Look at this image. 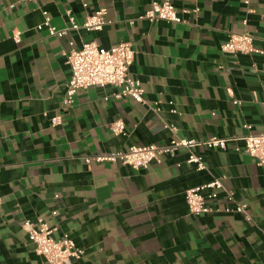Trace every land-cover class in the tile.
<instances>
[{"label":"crops","instance_id":"crops-1","mask_svg":"<svg viewBox=\"0 0 264 264\" xmlns=\"http://www.w3.org/2000/svg\"><path fill=\"white\" fill-rule=\"evenodd\" d=\"M154 1L162 0H0V264H48L24 228L39 220L56 229L55 239L69 235L84 251L71 264H264V166L235 150L247 136L264 135V0H172L180 24L142 19ZM100 11L109 23L99 32L57 39L37 30L44 12L66 29L70 16L81 26ZM241 34L259 53L222 51ZM70 40L78 48L130 43V75L143 84L147 105L95 87L64 106ZM56 116L62 123L54 127ZM119 120L127 136L112 132ZM211 137L228 147L191 150L206 171L187 163V149L147 169L85 162ZM222 176L251 221L190 214L186 192ZM224 198L215 209L226 206Z\"/></svg>","mask_w":264,"mask_h":264},{"label":"built area","instance_id":"built-area-1","mask_svg":"<svg viewBox=\"0 0 264 264\" xmlns=\"http://www.w3.org/2000/svg\"><path fill=\"white\" fill-rule=\"evenodd\" d=\"M34 2L35 0H26ZM249 6L250 1L244 0ZM87 7L86 4H84ZM252 11L249 9V13ZM70 16V13H68ZM45 21L37 27L38 31L47 29L51 37L57 39H67L71 32L84 30L88 33L102 31L107 25V12L100 11L88 16L83 25H78L75 19L70 16V26L66 29H58L51 25V19L47 12L43 13ZM142 19L151 22L164 21L168 23L180 24L183 19L180 12L173 6L172 0L154 1L150 9ZM14 40L20 43V36L16 35ZM70 50L66 53V64L71 71V78L64 98V106H71L74 98L80 91L91 88L114 87L116 92L112 97L116 100L131 99L142 105H147L145 99L146 91L140 80L130 75V69L135 60V52L130 43H119L110 49L101 48L94 42H85L80 48L74 41H69ZM222 51L230 54H254L259 53L254 47V39L250 35H231L229 40L222 45ZM172 113L176 114L175 109ZM54 127L61 125V117H53ZM250 129V127H247ZM167 129L173 134L177 133V128L167 125ZM111 130L116 136H127L125 124L119 120L111 125ZM244 147H237V152L244 151L257 161L259 167L264 166V135H249L244 138ZM195 147L205 149L226 150L228 140L218 137H211L204 141L177 140L174 139L166 146L149 145L145 147H131L127 151H115L109 156L87 158V164L92 161L119 162L129 166L134 170L147 169L153 162H159L163 156L174 157L180 149L192 150ZM187 163L196 167L198 171H206L207 167L201 156L189 154ZM227 177L222 176L213 181L190 189L185 194V200L189 212L193 216H201L214 212H224L227 214H241L246 220L251 221L248 214V205L238 201L233 192L225 187ZM224 195L226 206L224 208H214V204ZM24 228L29 235L31 243L35 246L36 253L43 257L48 264H71L73 259H81L85 253L79 249L69 235L61 239L53 237L56 229H51L45 222L39 220L37 226L32 223H25Z\"/></svg>","mask_w":264,"mask_h":264}]
</instances>
